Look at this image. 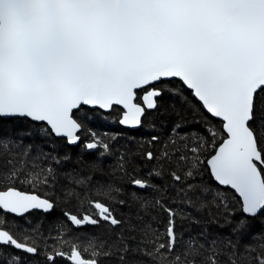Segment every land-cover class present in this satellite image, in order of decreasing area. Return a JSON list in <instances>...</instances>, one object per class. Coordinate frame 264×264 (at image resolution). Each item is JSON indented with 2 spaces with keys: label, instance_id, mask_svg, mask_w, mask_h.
I'll list each match as a JSON object with an SVG mask.
<instances>
[{
  "label": "snow or ice",
  "instance_id": "obj_1",
  "mask_svg": "<svg viewBox=\"0 0 264 264\" xmlns=\"http://www.w3.org/2000/svg\"><path fill=\"white\" fill-rule=\"evenodd\" d=\"M166 99L187 112L135 154L88 123L141 129ZM256 221L264 0H0V264H264Z\"/></svg>",
  "mask_w": 264,
  "mask_h": 264
},
{
  "label": "trees",
  "instance_id": "obj_2",
  "mask_svg": "<svg viewBox=\"0 0 264 264\" xmlns=\"http://www.w3.org/2000/svg\"><path fill=\"white\" fill-rule=\"evenodd\" d=\"M87 111V110H86ZM187 112V109L184 108L182 104L177 102L175 104V109L170 106V102L166 99L164 107H162L161 111L156 114H150L146 120L143 128L138 130H127L123 129L118 125L119 113L113 112L111 114H105L102 112H95L88 114L92 116V119L88 122L95 131L103 135L104 133H108L110 135H116L117 147L120 152H131L133 154L139 152L141 150L142 144H147L150 140L152 133L155 131L161 134V139L166 138V134L168 130L172 128L173 124L180 118V116H184ZM186 119H190V117L185 116ZM150 125H155V127H150ZM123 133V135H121ZM85 137H82V141ZM55 140V138H51ZM45 151H52L53 154L57 152L62 156L64 154H68L72 157L75 162L78 157H83L85 160L89 162H93L94 158L89 156V154L85 151L83 147V142H81L77 146H68L63 140H56L55 143L49 142L43 145ZM117 157L112 156L107 158V160L102 163L100 166L104 169V173H96V179L99 180H110L113 182H119L118 177L119 173L114 172L113 169L116 166ZM74 166V165H73ZM21 191L24 192H33L35 191L37 194H42L43 189H33L28 187L27 185H17ZM235 206V205H234ZM61 217V209L57 207L53 212H51L47 217L42 214L35 213L33 214V219L43 218L44 231L47 233L49 229V223L54 222L56 219ZM223 220V217H220ZM264 230V221H256L254 231ZM224 231H227L225 229Z\"/></svg>",
  "mask_w": 264,
  "mask_h": 264
},
{
  "label": "water",
  "instance_id": "obj_3",
  "mask_svg": "<svg viewBox=\"0 0 264 264\" xmlns=\"http://www.w3.org/2000/svg\"><path fill=\"white\" fill-rule=\"evenodd\" d=\"M102 113H104V112H102ZM105 114H108V113H105ZM118 125H119V123H118ZM121 128H123V129H127V128H124L123 126H121V125H119ZM127 130H138V129H127ZM69 146V145H68ZM72 147H74V146H72ZM38 212V211H37ZM42 213V212H41Z\"/></svg>",
  "mask_w": 264,
  "mask_h": 264
},
{
  "label": "flooded vegetation",
  "instance_id": "obj_4",
  "mask_svg": "<svg viewBox=\"0 0 264 264\" xmlns=\"http://www.w3.org/2000/svg\"><path fill=\"white\" fill-rule=\"evenodd\" d=\"M35 213H39V214H42V215H44V214H43V213H41V212H35ZM35 213H34V214H35Z\"/></svg>",
  "mask_w": 264,
  "mask_h": 264
}]
</instances>
